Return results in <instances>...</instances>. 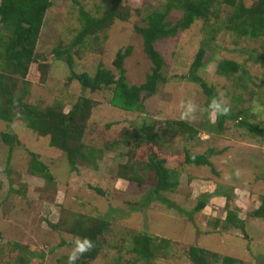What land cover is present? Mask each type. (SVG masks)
Returning a JSON list of instances; mask_svg holds the SVG:
<instances>
[{
  "label": "rangeland",
  "instance_id": "obj_1",
  "mask_svg": "<svg viewBox=\"0 0 264 264\" xmlns=\"http://www.w3.org/2000/svg\"><path fill=\"white\" fill-rule=\"evenodd\" d=\"M108 1L51 0L36 47L39 60L50 65L46 81L41 84L31 80L24 85L18 79L14 88L17 93L26 89L24 102L41 107L59 102L63 112L78 97L96 99L80 139L92 148L95 169L77 160L76 168L71 170L64 153L49 147L47 136L30 131L19 115L10 122L0 120V132L12 133L19 143L9 148L0 141V264H20L27 258V251L43 253L42 258L33 256L27 264H59L75 248L76 238L55 224L67 225L77 216L107 221L106 229L98 235L103 248L86 264H191L187 258L189 245L237 258L239 264H264V219L247 216L264 194V139L248 133L232 119L224 121L221 132L198 128L210 127L215 119L209 110L206 123L204 94L197 83L183 77L197 47L203 44L210 60L195 73L213 87L221 102L226 104L238 95L237 107L245 108L248 119L264 127V36L236 38L225 29L228 5L224 0H215L211 6L215 13L207 21L198 18L186 30L154 43L163 58L162 74L167 80L158 84L151 96L142 98L141 109L126 111L107 103L108 93L91 92L69 78L65 49L68 48L73 71L91 74L99 63L116 74L111 65L113 55L118 48L130 46L122 63L124 76L129 84H139L150 62L133 25L142 24L143 14L165 0H125L124 5L131 9L125 21L115 20L79 46H69L80 25L78 6L98 17ZM243 1L249 4L252 0ZM179 15V10L171 9L168 16L174 20ZM55 46L63 50L60 58L52 53ZM222 58L237 61L247 76L243 80L240 73L218 76L215 66ZM187 100L198 106L195 119L182 120L196 128L192 138L168 133L179 130L167 122L181 120V105ZM143 123L153 124L158 137L156 151L149 146L142 149L133 138L126 144L120 142L126 132ZM209 148L219 151L209 156L211 167L181 161L183 149L205 153ZM30 152L46 166L49 179L28 172ZM148 154L164 156V165L178 172L173 192H151L152 175L143 165ZM127 159L140 182L117 177V172L123 171L117 165ZM197 200L205 203L198 211L194 210ZM227 208H233L244 219L246 237L239 228L220 229ZM215 218L217 226L213 225ZM138 233L167 239L166 254H156L149 262L139 258L133 261L130 247ZM13 242L24 250L18 251Z\"/></svg>",
  "mask_w": 264,
  "mask_h": 264
},
{
  "label": "trees",
  "instance_id": "obj_2",
  "mask_svg": "<svg viewBox=\"0 0 264 264\" xmlns=\"http://www.w3.org/2000/svg\"><path fill=\"white\" fill-rule=\"evenodd\" d=\"M125 0H109L98 17L90 15L87 11L78 6L79 27L73 35L69 46H79L91 34L111 25L113 21H125L131 13V9L124 5ZM215 0H165L163 4L149 8L141 17L142 24H134L133 30L140 37L143 52L147 55L150 66L144 79L139 84H129L124 76L123 59L130 53V46L118 48L111 60L112 67L117 71L112 73L107 67L99 64L94 71L86 73L84 71H73L68 48L65 49L64 61L69 69V78L76 80L79 85L91 92L100 91L109 94L107 103L117 108L134 111L142 108V98L151 96L158 84L166 82L167 78L162 74L163 58L155 49L154 43L157 40L173 37L179 31L186 30L194 20L200 18L207 21L210 14L215 12L212 9ZM229 11L225 15V29L236 38L247 36L256 38L264 36V0H252L246 4L243 0H224ZM51 5V0H0V120L10 122L16 115H19L25 122V126L36 132L40 136H47L49 147L60 150L65 155L67 164L71 170L76 167L77 160L86 161L95 169L93 162V151L91 147H86L80 142L85 122L89 116L92 105L96 104V99L81 96L75 99L66 112L62 111V104L53 102L46 106L30 104L23 101L26 89L19 93L14 92L18 79L24 85L31 80L43 84L48 76L50 65L45 60H39L36 51L37 43L44 26L47 8ZM171 9L179 10L180 15L171 20L169 12ZM134 13H139L138 9H132ZM53 55L59 57L62 51L54 47ZM210 55H206V50L202 45L197 47L188 67V72L183 77L190 82L197 83L204 94V111L206 123H208V111L210 101L217 94L213 87L198 76L195 72L203 69ZM215 73L218 76L228 77L234 73H240L241 80L247 76L244 68L229 58H222L216 62ZM142 94V95H141ZM239 96H233L229 101L230 114L220 115L215 118V123L210 127L199 125L203 130L214 129L221 132L226 119H232L244 128L248 133H252L264 139V127L248 119L245 108L239 109L237 103ZM234 102L236 103L234 105ZM170 126L176 125L179 130H169L168 133L184 134L193 137L196 128L191 127L182 120H170ZM130 138L136 139V145L142 149L153 148L156 151L155 143L158 139L153 130V124H141L130 132H126L120 142L126 144ZM0 141L9 148L18 144L15 135L9 132H0ZM216 152L209 148L205 153H190L187 149L181 150V161L185 164L195 166H210L209 156ZM28 172L38 174L49 179L46 166L35 159V154L30 152ZM127 159L117 166L123 171L117 172V177L130 182H140V177L133 165ZM165 157L158 154H148L143 165L151 172V192L159 191L173 192L178 185V172L164 165ZM139 164V163H138ZM7 171V169L5 168ZM213 172H215L213 170ZM94 190L102 194V191L94 187ZM166 201L165 199L163 200ZM205 206L204 201L197 200L194 210H201ZM236 207V206H234ZM248 217L264 219V194L259 197L256 206L249 212ZM220 229L225 230L231 227L239 228L246 237L243 224L244 219L237 216L233 208H227L223 219L220 220ZM218 219L213 223L217 226ZM57 228H62L73 235L76 240L80 238L89 239L94 244L91 251L84 253L75 264H86L93 260L101 252L103 243L98 239V235L106 229L107 221L88 216H77L72 222L65 225L56 223ZM1 235V233H0ZM167 239L153 236L147 233H138L133 236L130 251L134 254V260L142 259L149 262L155 258L156 254L165 255L167 252ZM12 246L18 251L24 248L17 243ZM26 249V248H25ZM28 252L27 258H23L20 264H27L33 256L43 257V253L35 254ZM68 257L59 260V264H67ZM21 258V257H19ZM187 258L191 264H239L241 261L231 256H219L205 248L196 245L187 247ZM20 260V259H19Z\"/></svg>",
  "mask_w": 264,
  "mask_h": 264
},
{
  "label": "clouds",
  "instance_id": "obj_3",
  "mask_svg": "<svg viewBox=\"0 0 264 264\" xmlns=\"http://www.w3.org/2000/svg\"><path fill=\"white\" fill-rule=\"evenodd\" d=\"M181 108L183 109L180 114L181 120L191 121L195 119V113L197 112L198 106L193 103L192 100L184 102L181 105ZM209 108L211 109L213 119L220 115L227 116L230 114V105L221 102L215 97L210 101ZM236 175H240L239 170H237ZM93 247L94 244L89 239L84 238L81 240L80 238H77L75 241V248L69 255L67 264H75L76 260H78L84 253L91 251Z\"/></svg>",
  "mask_w": 264,
  "mask_h": 264
}]
</instances>
